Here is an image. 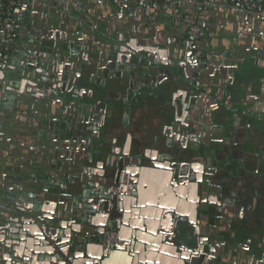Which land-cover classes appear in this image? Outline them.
<instances>
[{
	"label": "flooded vegetation",
	"instance_id": "flooded-vegetation-1",
	"mask_svg": "<svg viewBox=\"0 0 264 264\" xmlns=\"http://www.w3.org/2000/svg\"><path fill=\"white\" fill-rule=\"evenodd\" d=\"M45 1L53 7L47 33L31 32L33 18L20 44L25 3L0 0L1 38L7 18L13 27L0 66L33 42L21 65L36 57L29 70L39 83L29 76L24 89V77L9 84L16 100L33 103L25 123L18 120L16 149L0 147V264H254L264 239L242 238L264 216V107L248 105L253 82L245 81L251 72L264 98V47L247 61L239 38L206 43L229 37L212 6L194 7L182 21L170 4L172 12L149 25L142 11L131 12V22L112 18L104 10L110 2L121 9L117 0ZM44 33L60 50L43 45ZM151 33L154 47L146 43ZM222 48L225 57L216 54Z\"/></svg>",
	"mask_w": 264,
	"mask_h": 264
},
{
	"label": "crops",
	"instance_id": "crops-1",
	"mask_svg": "<svg viewBox=\"0 0 264 264\" xmlns=\"http://www.w3.org/2000/svg\"><path fill=\"white\" fill-rule=\"evenodd\" d=\"M24 3H28V5H25L24 8V14L25 16L27 15V21H28V26L27 29L30 31V20L31 19H35L37 22V26L38 27H34V29H32L34 32L35 31H44L46 28H44V24L46 23V18H50V14L51 12H49L46 8L42 9L40 7H38V4L34 7H32V2H34V0H23ZM38 1H42L44 3L47 2L45 0H38ZM70 1V5H72L73 0H69ZM198 1V0H162L160 1V3L162 5H170L173 4V6H176L180 8L182 13V17H180L179 20L183 21V17H186L187 15L190 16L191 13H194V7H197L194 5V2ZM264 3V0H262ZM218 5H221V7H225L228 10H231L236 8L237 5V1H231V0H226V3H219ZM58 12H62L61 8H58ZM60 15V13H58ZM219 15V14H218ZM21 16V15H20ZM23 17V15L21 16ZM126 17H128L129 19L127 20H131L132 19V14L131 12L126 14ZM220 18H222L221 20L224 22V25L226 26V30L229 33V35L233 38V40H236L239 38L241 43L246 46L247 48L249 47H253V46H260V47H264V31H262L260 29V27H258V29L260 30H255L252 25L250 24L249 26H245L243 24V20L240 19V17H238L233 11L230 13H227L225 15H219ZM210 22V21H209ZM27 23V22H26ZM27 25V24H25ZM53 31V30H52ZM51 31V32H52ZM41 32V33H43ZM54 32V31H53ZM47 33V32H46ZM46 33H44L42 35V41H43V45L49 46L53 43V41L55 39H52V36L47 35ZM41 36V35H40ZM148 41L146 43L150 44V47H154L153 44L155 41V37L154 34H150L146 36ZM25 38H27V36L24 34V30L22 29V32L20 33L17 42L18 43H23L25 42ZM1 29H0V46L2 44L1 41ZM162 40H164V37H161ZM238 39V40H239ZM158 41L161 43H165L163 41ZM157 42V41H156ZM33 43V42H31ZM50 43V44H49ZM43 52H39V56H37V59H39L38 61L41 62V60L43 59L42 55ZM165 56H167L166 52H165ZM21 59L20 58L17 61V68H18V73H19V78L24 77V74H26V76L24 77V81H23V86L22 89L25 88L26 86V79L29 78L30 76V70L29 68H31V60L30 61H26L24 62L23 67L21 65ZM249 70V69H248ZM250 75L248 76V80L245 81L247 84H249V82H253V89L251 91H248V96L246 98L245 96V100L248 102V105L254 106V107H264V98L263 96H261V90L259 88V86L257 85L256 82V78L252 77V73L249 72ZM259 77H262V72L261 70H259ZM30 84V82H29ZM261 86V85H260ZM11 86H6L4 85L1 81H0V91L2 89H9ZM13 88H15V86H12ZM12 88V89H13ZM18 88V87H16ZM10 94L12 95V99L13 101L15 100L17 102V105L20 109H17L16 111H18V114H16L15 112H13V109L15 110V108H12L11 112L8 114L4 111L0 112V147L4 148L6 150L11 149L13 146V149H16V144H17V137H20L21 135H19V130L17 129V126L19 124L21 115L23 116L21 119L23 121L22 124L25 123V119H26V115H25V110L28 109L29 107V103H27V101H25L26 97L21 95L22 97H18L19 99L16 100V94H14L13 92H10ZM2 108H7L4 106H1ZM25 112V113H24ZM19 115V116H17ZM25 117V118H24ZM30 122H32V119L29 120ZM29 126V125H28ZM27 126V128H28ZM31 135H33L32 131H31ZM3 137V138H2ZM8 138V139H6ZM263 192L261 193V197H264V189H262ZM250 221V220H249ZM255 221V227L257 230L254 234H252L250 232V229L253 228L254 226L252 224L248 225V232H246V235L242 238L243 242L246 243L248 242V240L252 239V238H256V242L257 241H261L262 239H264V216H261L260 218H257L254 220ZM252 222V221H250ZM251 259V257H250ZM253 261H255L254 264H264V252L263 250H261L260 252H258V254L256 256H253ZM198 264H202V262H199Z\"/></svg>",
	"mask_w": 264,
	"mask_h": 264
},
{
	"label": "water",
	"instance_id": "water-1",
	"mask_svg": "<svg viewBox=\"0 0 264 264\" xmlns=\"http://www.w3.org/2000/svg\"><path fill=\"white\" fill-rule=\"evenodd\" d=\"M84 1H86V0H84ZM95 1L96 0H90V3L94 5ZM160 1H162V0H160ZM160 1L157 4H151V3L145 2V0H138V5H132V4H129L128 3V4L124 5L119 10L116 9L115 2H110L105 7L106 9L105 10L103 9V10L106 13L110 14L112 16V18L118 19L120 21H122L123 17H125L126 14L129 13V12H139V11H142V12L147 13V15H148L149 21H150L149 22V25H154V23H156V22L159 21L157 14L160 11L166 10L168 13H171L172 12L171 9L167 5H162L160 3ZM202 1L203 0H198V1H195L194 2V5L198 7V10L199 9H202L204 7L205 8H208V7L212 6L221 15H225L226 12L227 13H230V12L233 11L238 17H240V19L243 20V24L245 26H249L251 24L252 27L255 30H260L261 29L262 31H264V17H261V16H259L258 14H255V13H246L244 10L240 9V5L239 4H237L236 5V8L232 9V11H231V10H228L227 8H225V7H221V5H218L219 3H221V4L222 3L223 4L226 3V0H211L212 1V4L211 5H209V4L203 5V2ZM231 1H234V0H231ZM33 4H35V6L37 4H39L42 9H45L46 8L49 12H51V14L49 15L50 17L53 14V12H52V8H53L52 7V4L47 3V5H46V3L42 2V1L40 2L38 0H34V3ZM25 5L27 6L28 3H26ZM23 12L24 11L22 10L20 13L22 15H24ZM2 13H4V11H3V5L0 3V14H2ZM62 18L65 19L66 18V14H62ZM22 19H23V17L20 18V21H23ZM131 20L129 22H131ZM123 24H126V22H124ZM145 25L146 24H143V29H142L143 33L146 32ZM46 26L47 25H44V27H46ZM21 27L24 30V34L27 35V36H29L30 35V31L27 29V26L26 25H23ZM48 27L50 28L51 25L48 26ZM258 27H260V29H258ZM163 29H165V27ZM206 29L207 30L209 29L208 26H207ZM31 32L33 33L34 31L32 30ZM214 35L215 34H213V35L211 34L210 36L212 37ZM181 36L184 37V35H181ZM201 36L202 37H205L206 35H205V33H203V34H201ZM217 36H218L217 41H214V40L211 41L210 39L207 38L206 39V43H208L210 45V43L213 44V42H214V44H215L216 42L219 41V37H222V38L224 37L225 39H227L226 40L227 41L226 43L231 42V38H230L231 36L230 35L228 37V36L224 35L223 33L222 34L221 33H218ZM92 38L95 39V34L94 33L92 34ZM166 41H167V43L169 45L175 46V44H176L175 47H178V50H180L182 53H184V54H188L189 53V50L185 48L186 42L178 43L177 38L171 39L170 36H167L166 37ZM50 46H51V49H54L55 51L60 50L58 48L59 45L57 43V39L56 38H55V40L53 41V43ZM33 48L35 49L36 46L31 45V42L29 44L25 45V46H18L17 47V51H15L14 54H13V56H14L13 62H12L13 64L4 63V64H2L0 66V81L4 85L9 86L10 82H13L17 78H19V73H18V68H17L18 67L17 66V61L20 58H22L21 57L22 54L30 53L29 50H31V49L33 50ZM65 48H67V46H65ZM261 50H262V48L260 46H257V47L256 46H253V47L246 48V52H245L246 54H245V57L242 60L249 61L250 58L254 55L255 51H261ZM43 51H47V50H43ZM226 51L227 50H224L222 48L216 54L219 55V56H221V57L222 56L225 57ZM38 55H39V53L36 54V56H38ZM30 59L34 61V60H36V57L35 58L34 57H30ZM35 74H36V72L33 71V73H31V75H30V78H31L30 85H33V86H36L37 84H39L35 80V77H36ZM25 76H26V74H24V77ZM12 90H13L12 88H9V89H2L0 91V112L4 111V112H6V113L9 114L11 112L12 108H15V100L13 101V99H12V95L13 94H10V92H13ZM56 100H57V102L59 104L60 103H64V101L62 99H59L57 97H56ZM26 101H27V103H31V104L33 103L30 98H27ZM35 105H39V103L38 102H35ZM35 105H33V106H35ZM1 106L7 107V108H2ZM4 190H6V194H7L6 187H4ZM21 203L18 202V201H13V202H11V205L13 207H15L17 210L21 211L22 213H26V211H25L26 209L24 207H22ZM137 239H139V238H137ZM9 243H11V242H9ZM14 243H16V242H14ZM101 247L102 246H99L98 248L101 249ZM153 254H154V256H153V258L150 257V260L151 261H157L159 263L161 261V259H162V255L161 254H157V253H153ZM200 255L202 257L203 256H208L204 252H201ZM177 257H179V261L181 263H183V259L182 258L188 259L189 253H184V254H182V256L177 255ZM7 258L10 259L9 255H8ZM165 258L166 257H164V259ZM167 258H168V260H171V258H169V257H167ZM180 258H181V260H180ZM209 258H211L213 261L215 259V257H213V256H209ZM239 259L240 258H238L237 262H234L235 261L234 258H229V259H227V260L224 261V264H238ZM129 260H130V257H129ZM106 262L107 261H103V264H105ZM34 264H35V262H34ZM46 264H51V262L48 261V262H46ZM218 264H220V263H218Z\"/></svg>",
	"mask_w": 264,
	"mask_h": 264
},
{
	"label": "built area",
	"instance_id": "built-area-1",
	"mask_svg": "<svg viewBox=\"0 0 264 264\" xmlns=\"http://www.w3.org/2000/svg\"><path fill=\"white\" fill-rule=\"evenodd\" d=\"M137 0H117L119 6L126 4H134ZM240 6L249 13H255L264 17V8L261 6L259 0H239ZM199 31L197 25L191 27L192 36H196ZM13 27L11 21L7 18L5 20L4 29L2 32V50L0 51V64L4 61L6 53H8L10 47V41L12 38Z\"/></svg>",
	"mask_w": 264,
	"mask_h": 264
},
{
	"label": "trees",
	"instance_id": "trees-1",
	"mask_svg": "<svg viewBox=\"0 0 264 264\" xmlns=\"http://www.w3.org/2000/svg\"><path fill=\"white\" fill-rule=\"evenodd\" d=\"M13 50H15L14 48H13ZM15 52V51H14Z\"/></svg>",
	"mask_w": 264,
	"mask_h": 264
}]
</instances>
